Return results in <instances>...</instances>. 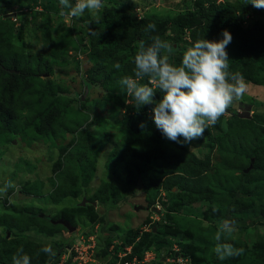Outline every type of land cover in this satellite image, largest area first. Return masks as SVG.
<instances>
[{
	"label": "trees",
	"instance_id": "1",
	"mask_svg": "<svg viewBox=\"0 0 264 264\" xmlns=\"http://www.w3.org/2000/svg\"><path fill=\"white\" fill-rule=\"evenodd\" d=\"M70 2L74 4L75 1ZM190 2L192 10L163 19L154 16L139 18L126 7L105 6L98 22L87 19L90 28L85 38L78 36L81 33L77 28L80 20L69 17L75 22L74 26L53 39L52 22L62 17L59 15V0H0V143L18 134L31 143H57L73 136L71 155L66 154L64 159L58 160V180L54 196H50L55 203H61L71 196L77 198L81 194L80 188L75 190L79 184L73 185L65 179L73 171L76 179L80 174L92 173L89 171L95 167L94 158L107 148H110L106 165L108 170L125 186H133L126 196L137 197L145 193L148 204L153 208L156 200L165 192V218L172 222L177 221L171 215H176L175 205L181 198L189 196L193 200H201L214 195L223 200L220 205L224 208L216 224L205 228L197 222L183 224L184 220H178L171 230L174 229L176 235L181 237L179 258L188 260L189 264H208L212 259L213 264H220V261L216 262L217 255H213V251L221 240L226 241L223 231L238 229L248 232L259 221L264 226V118L252 114L258 101L241 102L242 112L231 113L227 129L223 127L222 116L214 126L205 130L203 139L209 142L210 151L201 158L186 145L181 146L164 137L152 119L151 108L154 105H139L120 84L122 77H134V56L139 41L150 44L152 38L158 36L173 46L174 55L182 51V29H192L195 41L203 38L218 41L223 39V30H228L232 36L231 43L226 47L228 70L241 73L245 81L254 86L264 87V9L253 7L247 0ZM16 6L18 8H14ZM240 10L254 13L256 23L250 28L243 27L238 15ZM13 12L16 16H8ZM39 16L43 19L42 23L38 22ZM38 24H41L43 34L41 42H37L42 44L39 52L33 51L32 42L23 40L22 45L14 43L18 27L28 31V27ZM149 24L155 25L154 31H146ZM168 28L172 29L171 35L166 33ZM29 33L31 35V30ZM73 51L86 53L92 63L86 76L81 79L82 89L101 87L105 92L101 103L120 110L122 121L119 129L122 133L119 141H114L113 134L103 138L93 134L101 111L83 102L84 91L81 92L82 97L74 102L70 96L71 88L66 82L53 83L44 78L55 76L57 68L66 67ZM180 61L181 57L174 63L179 65ZM116 64L120 65L119 69L115 67ZM140 83H148V79L144 78ZM47 88L49 93L45 91ZM161 98L162 93L157 90L154 100ZM68 148L63 146L61 151L67 153ZM214 154L218 156L216 162ZM84 180L87 182L89 178L85 177ZM213 188L223 192L215 190L214 194ZM117 190L112 183H106L103 191L93 196L92 202H98L97 208L103 207L107 212L120 210L127 199L126 196L122 197L126 200L120 204L117 198L122 194ZM27 191L30 195H33L30 193L32 191L40 193L39 188ZM90 207L99 221L107 220L106 214L99 217L98 209L93 205ZM28 209H10L0 215V227L13 232V239L0 240V264H12L13 256L6 250L20 248L32 256L31 264H46L47 260H52V264L58 263L62 254L73 247L74 240L69 244L61 241L62 232L68 229L55 222L66 220L76 226V217L54 219L33 207ZM74 209V215L79 213L92 218L87 214L88 209ZM259 209H262V216L258 214ZM229 221L234 226L227 225ZM183 225L187 229H196L192 238L185 233ZM155 229L144 234L138 230L130 231L123 249L118 246L115 252L124 253L127 247H131V254L123 259L117 255L109 264L125 263L134 258L142 261L149 251L156 254V259L150 264H164L168 258L175 259L177 252L173 250V245H169L167 240L158 239ZM31 232L57 239L39 247ZM47 244H51L56 252L55 257L38 252ZM228 244L237 247L238 243L232 241ZM2 245L6 246V250ZM111 245L109 242L105 247L108 254L111 253ZM71 255L74 256V253ZM201 256L203 258L199 259ZM72 259L70 257L67 264H71Z\"/></svg>",
	"mask_w": 264,
	"mask_h": 264
},
{
	"label": "rangeland",
	"instance_id": "2",
	"mask_svg": "<svg viewBox=\"0 0 264 264\" xmlns=\"http://www.w3.org/2000/svg\"><path fill=\"white\" fill-rule=\"evenodd\" d=\"M104 7L110 5H116L123 8H128L133 14L140 17H156L159 19L172 18L179 15L186 10H192V2L187 0H103ZM103 7V8H104ZM18 8V6L14 7ZM99 11V16L101 11ZM20 9V8H19ZM264 9V8H263ZM15 10V9H13ZM18 10V9H16ZM12 14H15L13 12ZM240 17V22L243 27L250 28L256 23V16L252 12H247L240 10L238 12ZM88 18L95 19L89 11L79 17L80 20L77 23V28L81 32L78 36L85 38L89 33L90 25L87 23ZM84 19L85 21H82ZM43 19L39 16L38 22L42 23ZM75 22L69 17H57L53 20L52 25L54 28L53 33H51V38L55 39L62 34L66 33L74 26ZM33 26V25H32ZM18 27V26H17ZM41 24L28 27V31H22L18 27L14 34L13 41L16 45H22L23 40L27 43H33V51L39 52L42 48L41 40L43 39L42 31L40 30ZM31 30V35H30ZM182 36L180 44L182 46V51L180 53H175L169 58L170 63H174L183 55V51L191 46L195 41L192 37V29H182ZM167 34H172V29L168 28ZM219 41V40H218ZM37 43V44H36ZM90 45V43L88 42ZM170 44V43H169ZM68 65L63 68H57L55 76L47 77L45 79H50L53 83L66 82L71 88L70 96L73 98L74 102L79 100V97L83 94V102H86L87 106H96L101 111V117L97 126L93 128V134L97 137L103 138L110 134H113L114 141H119L121 137V114L120 110H117L111 105L106 103H101L104 97V90L101 87H91L82 89L81 79L86 76V71L91 67L92 63L89 56L83 52H71L68 59ZM80 68V69H79ZM247 83L248 90L244 95V98L240 101L234 102L227 110V113L223 115V127L227 129V120L230 118L233 112H242L243 101L251 102L253 99L258 101L255 107L252 109V114H257L261 118H264V87L254 86ZM88 89V93L86 90ZM49 93V89L45 90ZM82 97V96H81ZM77 106V103H76ZM256 116V115H255ZM205 136V133H204ZM182 140V139H181ZM73 141V136H68L66 139H61L57 143H46L43 141H37L34 143L29 142V140H24L20 134L14 136L12 139L0 143V188H4L8 182L13 185L7 189L6 194L0 196V215L12 210L21 211L22 208L29 210L28 208H34L35 210L42 211L46 215L52 216L54 219L71 217L75 218L76 228L74 232H69V230L62 232L61 241L65 244H69L74 240V244L81 236L96 237V256L92 259L95 261L93 264H109L111 259L115 257L118 258L120 254H116L115 248L118 246L123 249L126 237L128 233L132 230H138L141 234L150 232L153 228L155 233L158 232V239L161 241L167 240V243L173 245V250L175 247L179 248V236L176 235L174 229L171 227L178 220L185 222H197L203 225L205 228H209L212 224H216L219 218L222 216L221 212L224 209L221 207V199L215 198L214 195H210L208 198L193 200L192 197H183L176 202L174 212L177 221H171V219H166L167 214L164 206V201L166 198V193L162 194V197L156 200L155 206L152 208L147 202L145 193L137 197H127L129 191L133 186H125L123 182L114 176L113 172L109 171L107 168V156L110 152V148L105 149L98 157L95 159V169L92 168L88 175L80 174L79 179L74 178V173L71 172L70 175L65 179L68 183L75 185L77 183L76 189H81V194L75 197H68L61 203H55L51 200L50 196H54L55 183L58 180L57 176V165L58 160L65 158L66 154L71 155L72 148L71 144ZM192 152H194L198 157L203 158L209 151V142L201 138L192 141L190 144H185ZM63 146H69L67 153H63L61 148ZM65 154V155H64ZM218 156L214 154V162H216ZM85 177L89 178V181H85ZM88 180V179H86ZM75 183V184H74ZM106 183H112L122 195L117 198L118 202L127 199L122 205L120 210L105 211L103 207H98V202H92L93 196L103 191ZM39 188L40 193L32 191V189ZM27 190H31L33 195L28 194ZM215 194V188L212 189ZM212 191V192H213ZM218 191V190H217ZM116 192V191H115ZM223 191H218L221 193ZM43 194V196H42ZM126 196V197H125ZM131 196V195H130ZM122 197H125L122 199ZM86 199L85 206L82 205ZM199 200V201H198ZM97 204V205H95ZM91 205L95 206L98 210V216H106V221L101 219L99 221L97 216L92 213ZM150 207V208H149ZM74 208L88 209L92 218L89 219L83 215H74ZM138 208V210L136 209ZM160 212V214H158ZM254 213V212H253ZM262 209H259V216H262ZM180 216V219H179ZM216 222V223H215ZM186 225H183L185 233L188 237L192 238L196 229H187ZM228 228V227H227ZM230 229V228H229ZM223 237L226 241L221 240L222 244L235 241L237 247L243 248L244 252L242 255L230 257L225 260L220 261V264H264V226L262 222L253 227L248 232H240L238 229L233 231L225 230L223 231ZM31 237L39 243V247L46 242L53 241L52 237L41 236L36 234V232L30 233ZM13 232L6 227H0V240L2 239H13ZM79 242V241H78ZM111 242L110 252L105 251L107 243ZM3 249L6 250V246L2 245ZM129 248V247H127ZM127 248L125 249L127 251ZM199 249V248H198ZM35 250V247H34ZM33 250V251H34ZM180 250V249H179ZM11 253L12 256L17 252V250H6ZM41 250H38V252ZM43 252V251H42ZM69 250H66L58 263L56 264H67L69 262ZM125 253V252H124ZM112 256L110 257V255ZM215 252L213 251V255ZM32 262V256L28 255ZM203 258L202 256L199 259ZM166 263V262H165ZM214 259L210 260L213 264ZM46 264H52V260H47ZM72 264V263H71ZM169 264V263H168Z\"/></svg>",
	"mask_w": 264,
	"mask_h": 264
},
{
	"label": "clouds",
	"instance_id": "3",
	"mask_svg": "<svg viewBox=\"0 0 264 264\" xmlns=\"http://www.w3.org/2000/svg\"><path fill=\"white\" fill-rule=\"evenodd\" d=\"M74 1L73 4L70 0H59V15L79 18L87 10L96 22L99 21L103 0ZM247 2L257 9L264 8V0ZM147 30L154 31L155 25L149 24ZM222 36L223 39L219 41L205 38L194 41L183 51L179 65L169 62L173 46L167 41L158 36L153 37L150 44L141 40L134 56V77L124 76L120 80L126 94L134 97L139 105H154L151 113L156 128L168 140L181 146L204 138L205 130L214 126L234 102L242 100L248 90L243 75L228 70L226 47L231 43L232 36L228 30H223ZM115 67L119 69L120 65L116 64ZM144 78L148 79V83H140ZM157 90L162 93L158 101L154 100ZM12 186L8 182L4 188H0V196ZM41 251L50 257L56 255L51 244ZM214 252L218 259L225 260L242 255L244 249L218 243ZM12 264H31V259L20 248L13 255Z\"/></svg>",
	"mask_w": 264,
	"mask_h": 264
},
{
	"label": "built area",
	"instance_id": "4",
	"mask_svg": "<svg viewBox=\"0 0 264 264\" xmlns=\"http://www.w3.org/2000/svg\"><path fill=\"white\" fill-rule=\"evenodd\" d=\"M220 2L223 0H219ZM79 241V242H78ZM96 237H88L86 239L85 236H81L77 242L73 245V247L69 250V259L73 257L71 263L72 264H93L95 261L92 259L96 256L95 249H96ZM132 248H127V251L123 254H120L119 258L123 259L128 254H131ZM174 251L177 252L176 258L171 259L168 258L166 263L164 264H171V263H179V264H189L188 260L183 258H179V248L175 247ZM74 253V256L71 254ZM156 259V254L154 251H149L146 253L144 259L142 261L134 258L133 261H127L125 263L119 262L118 264H150Z\"/></svg>",
	"mask_w": 264,
	"mask_h": 264
},
{
	"label": "water",
	"instance_id": "5",
	"mask_svg": "<svg viewBox=\"0 0 264 264\" xmlns=\"http://www.w3.org/2000/svg\"><path fill=\"white\" fill-rule=\"evenodd\" d=\"M8 16H10V17H14V16H16V14H10V15H8ZM86 93H88V89L86 90ZM83 99H84V97H83ZM252 167H253V166H251L250 169H252ZM250 169L247 170V172H249ZM85 203H86V199H84V202L82 203V205L85 206ZM95 205H97V204H95ZM136 209L138 210V208H136ZM158 214H160V212H158ZM55 223H58V224H61V225L65 226V227L69 230V232H74V231L76 230V228L73 227V226L71 225V223L68 222V221H66V220H59V221H57V222H55ZM226 224L229 225V226H234V223H233L232 221H229V222H227Z\"/></svg>",
	"mask_w": 264,
	"mask_h": 264
}]
</instances>
